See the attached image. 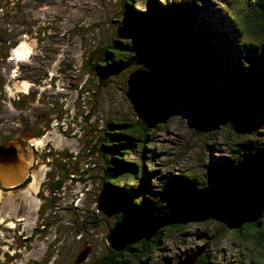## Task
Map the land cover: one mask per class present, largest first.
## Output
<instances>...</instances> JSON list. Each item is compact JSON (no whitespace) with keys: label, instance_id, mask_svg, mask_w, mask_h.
<instances>
[{"label":"flooded vegetation","instance_id":"af4514ba","mask_svg":"<svg viewBox=\"0 0 264 264\" xmlns=\"http://www.w3.org/2000/svg\"><path fill=\"white\" fill-rule=\"evenodd\" d=\"M52 7L50 0H0V264H75L81 253L80 264H119L121 252L97 253L107 235L87 208H110L112 225L146 213L128 210L109 185L119 174V117L102 114L94 101L97 85L118 89L110 78L119 70L108 68L101 41L91 71L82 51L70 63L65 48L85 36V14L73 10L76 26H64L67 12ZM87 95L90 108L82 102ZM97 115L106 118L95 124Z\"/></svg>","mask_w":264,"mask_h":264},{"label":"trees","instance_id":"16d2710c","mask_svg":"<svg viewBox=\"0 0 264 264\" xmlns=\"http://www.w3.org/2000/svg\"><path fill=\"white\" fill-rule=\"evenodd\" d=\"M140 1L142 0H124L123 13L127 27L117 31L116 37L132 40L142 46L140 49H133V53L142 51L144 58L148 59V66L141 69L168 66L172 76L178 78L181 84H185L186 89L208 87L223 95L229 105L244 101L251 106V113L264 117V43L261 44L256 39V37L264 39V0H247L250 10L241 23L236 16L230 15L228 10V2L234 0H216L219 4L213 13L206 7L205 0H176V2L160 0L162 3L158 0H144L147 3V12L143 11ZM154 9L159 10L156 15L152 13ZM227 20H234L236 26L231 25ZM242 25L254 37V42L242 41L239 28ZM175 37L181 38L184 51L174 54L171 43ZM211 41L214 45L210 44ZM130 47L114 39L112 45H108L104 50L102 48L104 57L111 61V65L107 64L108 68L119 70L124 66H130L134 55L129 56L127 60L114 58L116 51L121 54L128 53L132 50ZM173 94L171 93V98ZM156 103L159 110L150 116L147 124L137 119L133 121L119 117L118 145L114 149V153L118 156L114 159L119 174L114 178V183L109 185L119 192L117 195L120 199L125 198L128 201L126 204L128 210L143 209L145 212L161 214L173 204L174 199L171 201V197L174 194L176 197L180 191L200 190L205 187L207 181L199 182L188 173L172 174L168 171L159 188L158 185L153 186L156 172L151 167V157L147 158L143 155L139 158L140 161L130 157L134 154V148L142 147L145 152L147 148L144 146L149 136L171 116L167 96L158 99ZM213 134L216 135L217 132ZM248 138V140L242 138L239 132L234 130L232 137L225 138L227 139L225 142L236 144L235 149L232 150L235 154L233 159H228L226 163H221L218 159L212 160L211 168L237 162L247 152L264 145V141L256 144L252 137ZM125 169L126 171L123 172ZM148 177L150 178L147 179ZM156 202H160L158 206L155 205ZM262 223H264V212L257 222L244 224L241 228L233 230V234L242 238L245 233L255 236L256 242L251 251L262 249L260 248L264 246V229H260ZM186 226L165 227L148 242L139 241L124 250L137 257L147 258L149 253L153 254L155 250H160L165 232L181 233ZM222 231L228 230L223 227ZM194 264L215 263H211L208 254L204 256L201 254Z\"/></svg>","mask_w":264,"mask_h":264},{"label":"rangeland","instance_id":"374dc122","mask_svg":"<svg viewBox=\"0 0 264 264\" xmlns=\"http://www.w3.org/2000/svg\"><path fill=\"white\" fill-rule=\"evenodd\" d=\"M158 1L162 3V1ZM172 1L176 2V0H168V2ZM205 2L206 7L212 13L217 10L219 3L216 0H205ZM140 3L143 6V11L147 12V3L144 0L140 1ZM228 3L230 15L236 16L241 23L244 16L250 10L247 0H234ZM123 4L124 0H50V9L52 6H56L57 8L54 9L65 10L67 12L65 16L66 19L68 18V21L65 20L64 26H68L69 22L73 26H76L74 22H78V19L74 17L76 11L73 12V10H82L83 14H85L87 23L85 36L83 37V33L81 32L82 36L71 40V44L65 48L67 53L65 57L69 59L70 63L71 61L74 62L77 53L82 51L81 60L83 67L85 68L87 64L86 70L91 71L89 68L90 63L98 56L97 48L100 46L99 41H101L103 50L108 45H112L114 39L119 40L120 44L131 46L132 52L121 54V52L115 50L116 52L114 53L115 59L124 60L134 55L130 66H124L119 69L115 76L110 78L118 83V89L115 84H107L101 90L99 89V85H97L96 88L99 93L94 103L96 104L98 101V104L103 107L102 114L106 111L112 113L117 111L118 117H125L134 121L136 120L135 113L125 96L126 89L123 87V84H125L129 73L148 66V59L144 58L142 51H134L133 53V49H140L142 48L141 45L132 40L116 37L117 31L126 29L127 27L123 13ZM158 11V9L152 10L153 15H156ZM227 22L236 26L234 20H227ZM239 28L242 41L254 42V37L251 36L243 25L239 26ZM256 39L257 42L264 43V39L261 37H256ZM210 44L214 45L213 41ZM171 48L174 54L179 53L181 50L184 51L181 46L180 37L174 38ZM186 88L185 84L183 85L179 82L177 86L168 87L159 94L157 100L167 96L171 116L149 136V140L144 146L147 148L145 152L142 150V147L134 148V154L130 156L132 159H138L139 161V158L143 155L147 158L151 157V167L156 172L154 174L156 178L153 180V186L158 185L159 188H161L160 182H164V175L168 171L172 174L188 173L199 182L208 181L211 174L212 160L218 159L221 163H226L232 160L235 155L232 150L235 149L236 144L225 142L227 140L225 138L232 137L234 130H236L231 125V119L228 115L229 111L232 110L231 105L228 103L224 105V119L216 130L217 134L214 135L213 132L206 133L197 123L199 119L197 101ZM171 93L175 94H173L172 98L170 97ZM82 102L87 108H90L89 105H92L91 96L87 95V97L82 98ZM105 118V115H100V117L97 115L94 123L97 124L98 119H102L103 121ZM245 126L248 127L246 128ZM245 126L237 130L242 138L248 140V137H252L256 144L264 141V117L252 112L246 117ZM75 188L80 189L79 186H75ZM82 201L84 200L81 197L77 206L82 207ZM159 203L156 202L155 205L158 206ZM87 208L89 214L98 215L103 220L102 231L103 235L106 236L108 234L106 226L110 224L109 228L113 227L114 211H111L106 206L100 207L97 211L96 207L91 206V204H87ZM185 225L187 226L181 233L165 232L164 242L160 246V250H155L153 254L149 253V257L147 258L137 257L125 250L121 251L124 255L119 264H175L179 258H182L187 253H192L197 248H203L202 255L208 254V259L211 263L215 264H264V246L260 247L262 249L255 250L257 253L251 251L255 244L254 242H256L253 235L244 232L246 235H243L242 238L237 234L234 235L233 231L226 230L227 232H223L224 226L214 221L187 223ZM263 225L264 223L261 224L260 229H264ZM89 235L87 240L92 237L96 242L99 241L98 237L94 236V234ZM71 237L72 234L67 238L71 239ZM73 241L72 239V245L75 244ZM97 249L98 254L100 252L101 254H105L108 251L109 247L105 242V237L100 241Z\"/></svg>","mask_w":264,"mask_h":264},{"label":"water","instance_id":"95a60500","mask_svg":"<svg viewBox=\"0 0 264 264\" xmlns=\"http://www.w3.org/2000/svg\"><path fill=\"white\" fill-rule=\"evenodd\" d=\"M178 83V78L172 76L168 66L137 69L129 73L124 84L125 96L135 118L147 124L150 116L159 110L156 103L159 94ZM188 91L198 104L199 127L206 133L216 131L224 119L226 98L205 86ZM231 107L228 113L231 125L238 130L246 125L251 106L238 101ZM171 201L173 204L161 214L125 215L109 229L105 237L107 246L114 252H121L139 241L148 242L160 229L172 225L214 221L233 231L244 224L257 222L264 212V145L247 152L237 162L211 168L205 187L197 191H180L176 197L175 194L171 197ZM202 252L203 248H197L175 264H194ZM85 257L86 253H81L75 264H80Z\"/></svg>","mask_w":264,"mask_h":264},{"label":"bare ground","instance_id":"6f19581e","mask_svg":"<svg viewBox=\"0 0 264 264\" xmlns=\"http://www.w3.org/2000/svg\"><path fill=\"white\" fill-rule=\"evenodd\" d=\"M22 168V167H21ZM12 173V172H11ZM190 191H194V190H190Z\"/></svg>","mask_w":264,"mask_h":264},{"label":"clouds","instance_id":"9594fccd","mask_svg":"<svg viewBox=\"0 0 264 264\" xmlns=\"http://www.w3.org/2000/svg\"><path fill=\"white\" fill-rule=\"evenodd\" d=\"M217 223V222H216Z\"/></svg>","mask_w":264,"mask_h":264}]
</instances>
